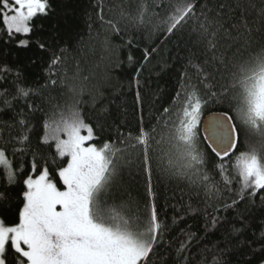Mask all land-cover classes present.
Instances as JSON below:
<instances>
[{
    "label": "snow or ice",
    "instance_id": "1",
    "mask_svg": "<svg viewBox=\"0 0 264 264\" xmlns=\"http://www.w3.org/2000/svg\"><path fill=\"white\" fill-rule=\"evenodd\" d=\"M149 7L147 0H141L135 14L122 9L121 18L142 25ZM151 7L152 16L159 20L157 31L166 39L177 33L187 35L198 49L199 62L189 59V65L204 91L185 70L180 90L154 125L146 126L141 117L135 134L117 128L115 137H103L106 107L100 108L98 120L86 119L81 107L86 91L94 109L103 96L87 89L83 81L89 77L81 75L78 63L68 76L64 49L53 54L44 84L16 83L14 92L0 91L5 109L13 108L17 100L25 101L28 109L25 113L20 108L14 124L5 125L16 131L14 136L9 132L6 142L13 145L11 151L0 147L4 186L0 191V264H154L152 258L161 248L169 250L165 259L172 264H192L193 247L200 249L197 264H229L227 258L233 252L251 243L245 237L257 219L264 250V0L259 6L254 0H160ZM157 8L161 11H154ZM51 11L50 0H0V30L9 39L25 37L19 46L27 48L35 21ZM103 12L102 5H97L101 24L120 34L119 23L105 19ZM97 41L111 50L107 34L101 39L97 33ZM36 43L46 50L44 43ZM156 51L145 49L144 62ZM8 71L6 66L0 69ZM142 71L136 68L129 82L130 88H136L137 104L142 103ZM58 86L67 89L63 104L45 110L43 104L28 102L33 97L43 101L44 90ZM210 101L227 104L228 110L204 117ZM37 112L41 113L40 131L31 123ZM202 124L203 139L220 161L216 165L219 181L204 170L206 153L199 147ZM242 133L255 139L238 149ZM154 173L187 179L197 197L203 195L196 206L182 203L183 196L178 205H169L178 236L171 235L173 229L164 218L167 211ZM185 217H199L203 235L191 227L179 228ZM216 234L219 239L212 243L210 237Z\"/></svg>",
    "mask_w": 264,
    "mask_h": 264
},
{
    "label": "trees",
    "instance_id": "2",
    "mask_svg": "<svg viewBox=\"0 0 264 264\" xmlns=\"http://www.w3.org/2000/svg\"><path fill=\"white\" fill-rule=\"evenodd\" d=\"M159 2L160 0H147L150 6L149 13L145 16V23L140 25L122 19L121 10L135 14L141 0H50L52 11L47 17L35 21V29L31 34L30 45L27 48L19 46V40L25 37L17 35L9 39L0 30V69L5 66L10 69L7 73L0 72V91L8 89L14 92L16 83L33 87L44 84L47 75L46 68L53 54L59 55L60 50L64 49L69 67L68 76H72L74 65L78 63L81 75L89 77L87 81H83L87 89L98 90L103 96L94 109L91 96L86 91L83 96L84 103L81 105L86 119L91 121L98 120L100 108H107L102 120L105 124L103 137H115L117 128L125 133L132 131L135 134L141 124V117H143L146 126L154 125L163 108L172 104L173 98L180 90L181 74L185 70L192 82L198 84L201 91H204L203 84L199 83L196 70L189 65V59H192L194 63L199 62L197 60L199 51L193 46L188 36L177 33L176 36L166 39L160 31L156 30L155 25L159 23V20L152 16L151 5ZM254 2L259 6L261 0H254ZM97 5H102L105 19H113L119 23L120 34H112L107 26L101 24L97 17ZM154 11L161 10L157 8ZM97 33L101 34V39L104 34L109 36L111 50L105 49L97 41ZM192 39L194 40L195 37ZM129 40H131V44L128 43ZM36 42L44 43L46 50L39 49ZM261 43H264V38H261ZM152 48H156L157 51L152 53L148 62L145 63V49L151 51ZM129 56L133 58L131 64ZM138 67L143 68L139 89L142 97L141 104L136 102L135 86L129 87V82ZM17 73L20 74L19 79ZM76 83L79 84L80 81L78 80ZM213 90H218V87ZM66 99L67 89L58 86L44 90L43 101L33 97L28 102H34L35 105L43 104L47 110L49 105L63 104ZM24 105L25 101L17 100L13 102V108L5 109L4 105L0 103V109H4L0 111V147H7L9 152L13 147L12 144L6 143L9 139V132L14 136L16 131L5 125L14 124V121L19 118L17 112L20 108L23 107L25 113L28 112ZM227 110V104L210 101L205 106L203 115ZM35 116L36 118L31 123L37 126V131H40L38 122L41 113L37 112ZM249 139H255V137H248L242 133L238 149H243ZM33 143H35V137H33ZM162 147L167 149L168 145L164 144ZM199 147L206 153L204 170L214 180L219 181L216 165L220 161L203 139L202 130H200ZM20 159V156L16 157L17 161ZM23 159L27 161L28 157H23ZM164 163H166V158ZM27 171L28 164L25 162V172ZM153 181L161 194V202L166 207L167 216L164 218L173 229L171 235L178 236L179 229L172 225L174 212L169 205H178L181 203L179 198L183 196L182 203L191 202L193 206H196L200 203L203 195L201 193L198 198L195 187L191 186L187 179L164 178L154 173ZM3 190V177L0 174V191ZM136 191V185L133 184V196L136 195ZM256 203L259 204L258 199ZM12 211L14 212L15 209ZM255 223L256 227L245 237L251 243H246L239 251L233 252L227 258L229 264H264V250L260 243L261 220L257 219ZM202 224L203 221L199 217H185V223L179 225V228L191 227L192 231L203 235L199 231ZM218 239L219 234L210 237L212 243ZM208 246L211 247V244ZM198 251L200 249L193 247L192 264H197L201 259L199 255H196ZM157 253V256L152 258L154 264H172L170 259H165L170 254L168 249H158ZM211 259L212 255L207 254V260L210 262Z\"/></svg>",
    "mask_w": 264,
    "mask_h": 264
},
{
    "label": "water",
    "instance_id": "3",
    "mask_svg": "<svg viewBox=\"0 0 264 264\" xmlns=\"http://www.w3.org/2000/svg\"><path fill=\"white\" fill-rule=\"evenodd\" d=\"M208 115H209V114H208ZM208 115H205L204 117H207ZM200 130H202V134H203V136H204V132H203V124L201 125Z\"/></svg>",
    "mask_w": 264,
    "mask_h": 264
}]
</instances>
